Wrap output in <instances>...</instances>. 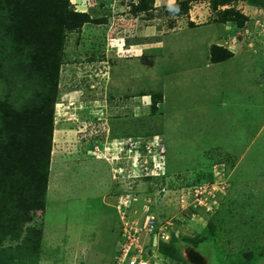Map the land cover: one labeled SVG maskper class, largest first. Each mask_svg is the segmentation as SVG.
<instances>
[{"label": "rangeland", "instance_id": "374dc122", "mask_svg": "<svg viewBox=\"0 0 264 264\" xmlns=\"http://www.w3.org/2000/svg\"><path fill=\"white\" fill-rule=\"evenodd\" d=\"M131 1L69 0L92 20L67 35L39 264H112L129 230L146 253L172 243L166 264H262L264 8L235 2V32L209 0L178 17L156 0L151 19ZM214 43L234 56L213 64Z\"/></svg>", "mask_w": 264, "mask_h": 264}, {"label": "trees", "instance_id": "16d2710c", "mask_svg": "<svg viewBox=\"0 0 264 264\" xmlns=\"http://www.w3.org/2000/svg\"><path fill=\"white\" fill-rule=\"evenodd\" d=\"M196 1L200 0H176L180 12L171 14L168 4L164 12L188 16ZM237 1L209 0L215 22L233 23L235 32L249 20L234 5ZM245 1L264 8V0ZM155 3L132 0L131 11L151 19ZM90 20V13L75 11L69 0H0V264L40 262L43 227L32 221L36 211L44 212L47 204L54 110L67 35L80 31ZM94 20L106 22L107 17ZM233 56L228 47L211 45V62ZM161 100L162 94L152 95L153 111ZM5 239L12 244L2 245ZM159 248L170 260L180 257L170 242L162 241Z\"/></svg>", "mask_w": 264, "mask_h": 264}, {"label": "built area", "instance_id": "2783aa9c", "mask_svg": "<svg viewBox=\"0 0 264 264\" xmlns=\"http://www.w3.org/2000/svg\"><path fill=\"white\" fill-rule=\"evenodd\" d=\"M133 147L137 148L138 145L134 144ZM151 147V145H147L148 150H150ZM129 149L133 150L132 148ZM196 190L199 192L200 188ZM198 202L199 204L202 202L199 195L197 197V200L195 202H192L191 204H193L194 207H197ZM148 224L151 225L149 226V228L146 227L147 229L154 227L153 223ZM148 224H145V226ZM152 228L150 230H152ZM126 232V238L121 243V247H119L117 254L114 256L112 264H163L165 261L168 260V258L164 259L158 249H152L151 251L149 250L147 253L144 252V250L141 248L140 241L135 237V232H137V230H135L134 233H132L131 230Z\"/></svg>", "mask_w": 264, "mask_h": 264}, {"label": "clouds", "instance_id": "9594fccd", "mask_svg": "<svg viewBox=\"0 0 264 264\" xmlns=\"http://www.w3.org/2000/svg\"><path fill=\"white\" fill-rule=\"evenodd\" d=\"M168 11L171 13V14H178L179 12H180V8H179V6L176 4V0H169V2H168ZM127 145H129V146H131V147H133L132 145V143L131 142H128V143H126ZM128 147V146H127ZM131 147H128V148H131ZM134 148V147H133ZM132 148V149H133ZM153 148H155L157 151H159V148H160V146H154ZM135 150H143V151H145V152H147V143H145L144 141H143V143H141V144H138V147L137 148H135ZM156 151V152H157ZM158 156H160V157H162L161 156V153L160 154H158ZM152 159H155V156L154 155H152ZM152 162L153 163H156V160H152ZM157 164V163H156ZM143 176H150V175H143ZM164 257V259L165 258H168V260L167 261H165L164 263L166 264V263H169V261H171L170 260V258L169 257H167V256H163ZM113 260H114V258H113Z\"/></svg>", "mask_w": 264, "mask_h": 264}, {"label": "water", "instance_id": "95a60500", "mask_svg": "<svg viewBox=\"0 0 264 264\" xmlns=\"http://www.w3.org/2000/svg\"><path fill=\"white\" fill-rule=\"evenodd\" d=\"M189 255V259L193 262V263H204V258L203 256H201L197 251H195L194 249H191L188 252ZM262 264H264V261L262 262Z\"/></svg>", "mask_w": 264, "mask_h": 264}, {"label": "crops", "instance_id": "0c3cea01", "mask_svg": "<svg viewBox=\"0 0 264 264\" xmlns=\"http://www.w3.org/2000/svg\"><path fill=\"white\" fill-rule=\"evenodd\" d=\"M219 63V62H218ZM213 64H216V63H213Z\"/></svg>", "mask_w": 264, "mask_h": 264}]
</instances>
